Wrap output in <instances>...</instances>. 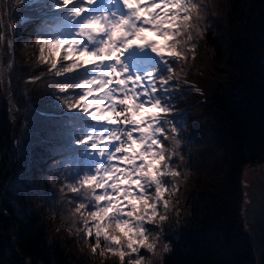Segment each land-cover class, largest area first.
I'll list each match as a JSON object with an SVG mask.
<instances>
[{"label":"snow or ice","instance_id":"1","mask_svg":"<svg viewBox=\"0 0 264 264\" xmlns=\"http://www.w3.org/2000/svg\"><path fill=\"white\" fill-rule=\"evenodd\" d=\"M16 7L26 9L18 24L11 4L0 8V43L14 53L19 26L34 25L36 62L59 78L46 113L61 138L49 180L73 194L60 199L74 242L88 245L89 258L162 264L171 251L165 227L173 213L177 222L181 216V185L191 172L188 120L178 105L185 65L210 29L207 3L16 0ZM7 67L0 86L10 89L14 62Z\"/></svg>","mask_w":264,"mask_h":264},{"label":"trees","instance_id":"2","mask_svg":"<svg viewBox=\"0 0 264 264\" xmlns=\"http://www.w3.org/2000/svg\"><path fill=\"white\" fill-rule=\"evenodd\" d=\"M205 2L210 29L195 61L185 65L188 83L179 106L181 114L200 109L205 128L184 130L192 141L185 147L191 172L181 185V216L177 222L173 213L165 227L171 251L162 264H257L243 215L242 172L264 162V0ZM10 4L15 18L26 11L6 0V12ZM33 28L20 25L14 53L7 48L3 57L6 67L14 62L10 99L18 129L14 141L12 111L0 86V264H91L104 257L89 258L88 245L74 242L60 199L73 194L49 180L55 174L50 166L60 159L52 149L61 138L46 113L53 111L59 78L36 62ZM30 76L44 79L26 83Z\"/></svg>","mask_w":264,"mask_h":264},{"label":"rangeland","instance_id":"3","mask_svg":"<svg viewBox=\"0 0 264 264\" xmlns=\"http://www.w3.org/2000/svg\"><path fill=\"white\" fill-rule=\"evenodd\" d=\"M4 1L6 2V0H2V2H1V8L4 6L5 7L4 9L6 12V6L4 5ZM4 17H7V16L5 15ZM4 19L7 20L8 18L7 19L4 18ZM15 21H16V23H19V16H17L15 18ZM4 47H5V51H4L3 56L1 57V54H0V75H3V77H4V70H3L4 67L2 65H5L3 63V57L6 53L7 47L2 43L1 52H2V50H4ZM6 69H7V67H6ZM8 71H9L8 69L5 71V72H7V74L5 73L6 79H7ZM3 91H4V89H3ZM183 91H185V84L180 85V92L182 93ZM180 105H181V101L179 102L178 107ZM200 112H201L200 109H197V108H190L189 110L185 111L186 115L188 116V120H189L188 125L186 127L188 131L191 130V131H195V132H200L201 130H203L205 128L203 122L199 121L200 117L198 115H200ZM11 118L13 121V129H14L15 121L13 119L12 112H11ZM17 119H18V117H17ZM16 125H17V129H18V122ZM14 141H16L15 137H14ZM242 183L244 185L243 190H244V197H245L244 206H243V215H244V220H245V226H246V229L248 230L250 240L253 243V241L251 239V234L254 235V240H255L256 239L257 216H262V205H264V162L257 163L254 165H246L243 169V172H242ZM249 200L251 201V203H248ZM251 206H252V208H251ZM81 244L83 246L82 241H81ZM253 245H254V243H253ZM86 246L87 245L85 244V248H86ZM72 248H74V254L76 253L77 255H79V253L82 250V249H79L80 245L77 247L74 246ZM254 248H255V251L257 254V264H258V260H259L258 258H259V255L261 256V251H260L259 247H255V245H254ZM86 249L89 250L88 247ZM103 262L105 264H118V258L108 257V260H105V258L101 259V260H95V261H92L91 264H101Z\"/></svg>","mask_w":264,"mask_h":264},{"label":"water","instance_id":"4","mask_svg":"<svg viewBox=\"0 0 264 264\" xmlns=\"http://www.w3.org/2000/svg\"><path fill=\"white\" fill-rule=\"evenodd\" d=\"M6 2L4 1V5ZM1 8V7H0ZM2 8H5L4 6ZM3 18H8V17H3ZM1 54V51H0ZM4 67V78L6 79V74L7 72H5L7 69L5 67V65H2ZM6 69V70H5ZM6 73V74H5ZM4 89V94L6 96V99L9 102V106H10V110L13 112L14 114V137L16 138V132H17V112L14 109L11 99H10V95H11V89L7 88L6 86H3ZM261 201V200H260ZM251 239L255 245V247H259L260 251H261V256L259 255V260H258V264H264V205H262V216H257V221H256V239L254 240V235L251 234ZM256 241V242H255ZM258 245V246H257Z\"/></svg>","mask_w":264,"mask_h":264},{"label":"bare ground","instance_id":"5","mask_svg":"<svg viewBox=\"0 0 264 264\" xmlns=\"http://www.w3.org/2000/svg\"><path fill=\"white\" fill-rule=\"evenodd\" d=\"M251 208H252V206H251ZM254 214V213H253ZM252 215V214H251Z\"/></svg>","mask_w":264,"mask_h":264}]
</instances>
